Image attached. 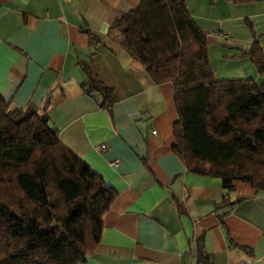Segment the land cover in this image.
I'll return each instance as SVG.
<instances>
[{
    "label": "crops",
    "instance_id": "0c3cea01",
    "mask_svg": "<svg viewBox=\"0 0 264 264\" xmlns=\"http://www.w3.org/2000/svg\"><path fill=\"white\" fill-rule=\"evenodd\" d=\"M139 2L0 0L1 96L19 107L33 104L40 114L47 105L61 141L118 192L100 243L79 264H196L191 242L200 237L214 264H264V191L237 180L228 193L237 204L216 210L227 194L222 179L188 171L174 152L173 84H157L109 35L112 18ZM187 4L208 34L216 77L261 81L241 56L253 39L242 41L237 27L248 14L243 7L257 5L250 16L264 33V1ZM91 34L101 42L93 44ZM86 68L113 88L111 109L100 106L99 93L85 91Z\"/></svg>",
    "mask_w": 264,
    "mask_h": 264
},
{
    "label": "trees",
    "instance_id": "16d2710c",
    "mask_svg": "<svg viewBox=\"0 0 264 264\" xmlns=\"http://www.w3.org/2000/svg\"><path fill=\"white\" fill-rule=\"evenodd\" d=\"M212 4L216 0H210ZM250 4L264 0H228ZM249 23V21L247 20ZM249 57L262 76L216 77L207 32L187 0H140L111 20L109 35L140 61L157 84L171 82L178 120L174 152L188 171L222 179L227 194L216 210L234 206L235 181L264 191V49L253 25ZM93 44L101 42L91 34ZM94 51L91 52V55ZM89 94L111 109L113 88L86 68ZM117 190L72 149L42 114L0 94V264H79L101 241L104 216ZM178 210L186 212L178 198ZM227 214H219L221 220ZM196 264H214L204 238L191 242Z\"/></svg>",
    "mask_w": 264,
    "mask_h": 264
},
{
    "label": "rangeland",
    "instance_id": "374dc122",
    "mask_svg": "<svg viewBox=\"0 0 264 264\" xmlns=\"http://www.w3.org/2000/svg\"><path fill=\"white\" fill-rule=\"evenodd\" d=\"M253 6L252 7L251 6L250 7L249 6L243 7V8H245V10L247 11L248 14H246L244 16V18L242 19V21H241L242 25H240L241 27H237L238 28L237 35L242 41H245V40H247V38H250V37H252V39H253V31H252L251 27L248 25L250 23L253 25V28H254L255 32L257 33V35L258 36L261 35L259 37V42L262 46V44L264 45V33H260L256 30V20H255L254 16H250V14H252L253 11H255V9L257 8V5H255L254 7ZM247 20L249 21V23L247 22ZM250 62L252 63L251 59H250Z\"/></svg>",
    "mask_w": 264,
    "mask_h": 264
},
{
    "label": "built area",
    "instance_id": "2783aa9c",
    "mask_svg": "<svg viewBox=\"0 0 264 264\" xmlns=\"http://www.w3.org/2000/svg\"><path fill=\"white\" fill-rule=\"evenodd\" d=\"M153 134H156L157 133V130H152ZM107 149V145L106 144H101L97 147V150L100 151V152H103ZM118 160H115L114 162L116 163Z\"/></svg>",
    "mask_w": 264,
    "mask_h": 264
}]
</instances>
